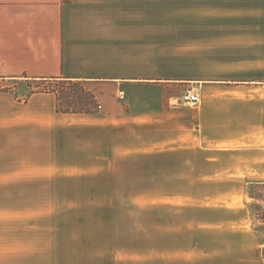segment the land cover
<instances>
[{
    "label": "crops",
    "instance_id": "0c3cea01",
    "mask_svg": "<svg viewBox=\"0 0 264 264\" xmlns=\"http://www.w3.org/2000/svg\"><path fill=\"white\" fill-rule=\"evenodd\" d=\"M206 6L203 0H0L1 177L14 175L9 146L25 144L19 136L33 137V145L47 137L55 146L63 135L65 151L70 145L77 155L66 157L68 168L83 171L82 160L94 154L103 162L97 173L119 171L126 161L131 176L172 187L164 192L201 194L184 206L161 205L198 216L170 229L174 238L184 236V247L75 252L65 264H264V252L250 246L259 244L246 226L248 209L235 199L250 183L264 184V63L202 55L208 47L228 48L225 39L207 38L201 46L199 35H184L185 26L202 21ZM29 80L82 82L100 107L62 112L54 91L27 99L12 93L15 83ZM189 87L199 89L200 104L177 103ZM225 194L228 203L214 201Z\"/></svg>",
    "mask_w": 264,
    "mask_h": 264
},
{
    "label": "rangeland",
    "instance_id": "374dc122",
    "mask_svg": "<svg viewBox=\"0 0 264 264\" xmlns=\"http://www.w3.org/2000/svg\"><path fill=\"white\" fill-rule=\"evenodd\" d=\"M203 3L207 9L200 12L202 21L185 26L184 35L190 40L199 35L201 46L207 38L225 39L228 48L208 47L202 55L264 63V0ZM12 88L24 99L54 91L62 112L96 111L100 105L92 89L78 81L29 80ZM191 88L199 92L195 87L185 90ZM119 100L127 105L126 97ZM57 140L55 146L47 137L33 145V137L19 136L17 141L25 144L10 143L8 172L14 175L0 176V264H65L67 258L79 256L75 252H173L184 247V236L176 239L170 229L198 216L161 205L184 206L201 194L164 192L172 187L161 185L160 178L131 176L123 169L126 161L119 171L97 173L103 162L94 160V154L82 160L83 171L68 168L66 157H76L75 149L69 145L65 151L63 135ZM73 141L75 146L77 139ZM236 196L248 209L246 226L258 236L259 245L250 246L264 252V184L250 183L247 192ZM214 201L228 203V194Z\"/></svg>",
    "mask_w": 264,
    "mask_h": 264
},
{
    "label": "built area",
    "instance_id": "2783aa9c",
    "mask_svg": "<svg viewBox=\"0 0 264 264\" xmlns=\"http://www.w3.org/2000/svg\"><path fill=\"white\" fill-rule=\"evenodd\" d=\"M119 97H123L122 92L119 93ZM200 93L191 88L185 90L182 95L178 98L177 103L187 104V105H196L201 103ZM100 107V106H99Z\"/></svg>",
    "mask_w": 264,
    "mask_h": 264
},
{
    "label": "trees",
    "instance_id": "16d2710c",
    "mask_svg": "<svg viewBox=\"0 0 264 264\" xmlns=\"http://www.w3.org/2000/svg\"><path fill=\"white\" fill-rule=\"evenodd\" d=\"M87 111H90V110H87Z\"/></svg>",
    "mask_w": 264,
    "mask_h": 264
}]
</instances>
